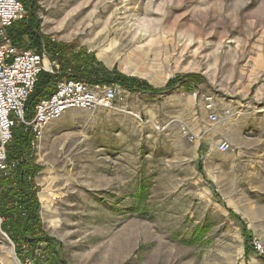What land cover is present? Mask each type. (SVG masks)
I'll list each match as a JSON object with an SVG mask.
<instances>
[{"label": "rangeland", "instance_id": "1", "mask_svg": "<svg viewBox=\"0 0 264 264\" xmlns=\"http://www.w3.org/2000/svg\"><path fill=\"white\" fill-rule=\"evenodd\" d=\"M20 2L41 47L31 48L30 35L20 45L16 31L8 40L57 60L52 90L67 72L102 64L154 86L186 75V91H126L116 110H75L54 122L30 150L48 239L19 255L1 223L0 264L23 255L52 264L50 246L63 264H264L252 245H264V0ZM206 96L230 111L224 123L209 124ZM204 125V137L183 134ZM222 133L231 154L213 160L236 164L233 174L207 166ZM225 175L243 180L230 196L211 180Z\"/></svg>", "mask_w": 264, "mask_h": 264}, {"label": "built area", "instance_id": "2", "mask_svg": "<svg viewBox=\"0 0 264 264\" xmlns=\"http://www.w3.org/2000/svg\"><path fill=\"white\" fill-rule=\"evenodd\" d=\"M26 18V11L19 0H0V173L8 175L14 166L8 160V146L13 140L14 129L25 126L32 134L31 149L37 150L47 129L56 121L75 110L93 112L98 109L116 110L125 101L126 90L119 85H91L74 78L67 72L50 95L35 106L31 121L26 119V107L42 73L58 76L62 73L57 60L44 48L41 52L23 50L10 44L8 34L13 26ZM205 110L209 124L224 123L230 111L221 108L213 98L205 97ZM183 134L194 141L197 136L186 127ZM217 150L229 153L231 144L218 140ZM253 249L264 255V245L253 239ZM36 258L23 255L20 264H36ZM44 264V263H42Z\"/></svg>", "mask_w": 264, "mask_h": 264}, {"label": "trees", "instance_id": "3", "mask_svg": "<svg viewBox=\"0 0 264 264\" xmlns=\"http://www.w3.org/2000/svg\"><path fill=\"white\" fill-rule=\"evenodd\" d=\"M32 17H34V15ZM25 20L26 19L16 23L9 33L13 34L16 31V37L13 38L14 40L16 38V42H21L20 45H26L27 42L21 39L30 35L29 41L31 42V48H35L39 51L38 49L41 47V38L36 34L37 27L35 28V25H32L30 28L25 29ZM34 20L35 18H31L32 23L35 22ZM30 31H32V33H30ZM54 52L60 54L59 50H54ZM55 78V76L47 73H42L40 75L35 90L27 103L26 119L28 121L33 119L35 109L32 108L33 110H31L29 103L38 98L40 101L42 98L50 95L53 91L51 86ZM74 78L87 81L91 85L116 84L130 93L158 94L167 89H172L179 84H181L182 89L186 91V75L171 79L164 89H155L145 81L122 75L116 69L110 72L102 64L97 70H93L91 66L84 71L77 69ZM31 141L32 134L29 130H26L25 126L19 125L14 129L13 140L9 144L7 151L8 160L11 164H14V166L8 175L0 173V188L2 189L0 193L1 228L14 243L16 252L19 255L23 254L25 251L24 247L31 253L42 241L48 239L41 236L42 227L38 212L39 204L33 183V177L36 174L35 169L37 168L31 163ZM47 251L49 261L52 262V264L53 262L54 264L64 263L60 250L54 246H50Z\"/></svg>", "mask_w": 264, "mask_h": 264}, {"label": "crops", "instance_id": "4", "mask_svg": "<svg viewBox=\"0 0 264 264\" xmlns=\"http://www.w3.org/2000/svg\"><path fill=\"white\" fill-rule=\"evenodd\" d=\"M105 66V65H104ZM106 68V66H105ZM108 71H113V69H110V68H106ZM119 73H121L122 75L124 76H127V77H130V78H136V79H139V80H142V81H145L146 83H148L150 86H152L153 88L155 89H164L168 82L171 80H168L164 86H154L152 84H150L147 80L143 79V78H140L138 76H134V75H128V74H125V72H123L121 69H116ZM206 116H207V119H208V115L206 113ZM207 124V123H206ZM205 124V125H206ZM205 125L203 126L204 130H202L198 135L197 137H204L206 136V127ZM233 125V124H231ZM223 126V129H225V124L221 125ZM232 128V127H231ZM229 130V129H228ZM192 131V130H191ZM194 133V130L192 131ZM195 134V133H194ZM201 134V135H200ZM196 135V134H195ZM221 139H217L218 138V135L216 136H213L215 139L217 140H214L213 142V145H211L209 147V149L207 150V155H206V158H207V166L209 169H212V168H215V170H218L219 173H222V174H233V173H236L237 170H238V166L235 164H231L230 166L228 167H224V166H217L216 163H215V160H213V158L215 157H218L219 155H223L224 153H221L217 150V147H216V143L218 140H226L230 143L229 139L227 138L228 136L227 135H224L223 133L221 135H219ZM231 144V143H230ZM232 146V145H231ZM231 154V152L229 153H225L224 155H229ZM211 179V178H210ZM214 184L216 185H219L220 188H222V191H224V193H226L228 196L236 193L239 191L238 189V185H240L241 181H243L242 179H240L238 176H235V175H225V176H220L219 178H214V179H211ZM218 181V182H216ZM234 186V188H233Z\"/></svg>", "mask_w": 264, "mask_h": 264}, {"label": "water", "instance_id": "5", "mask_svg": "<svg viewBox=\"0 0 264 264\" xmlns=\"http://www.w3.org/2000/svg\"><path fill=\"white\" fill-rule=\"evenodd\" d=\"M2 223V220L0 219V224ZM8 239H9V237L5 234V233H3ZM10 240V239H9Z\"/></svg>", "mask_w": 264, "mask_h": 264}]
</instances>
